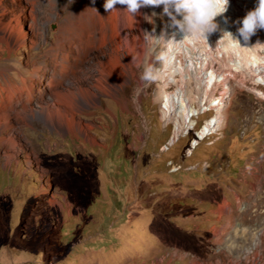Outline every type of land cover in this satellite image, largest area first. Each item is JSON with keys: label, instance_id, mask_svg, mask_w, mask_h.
Masks as SVG:
<instances>
[{"label": "rangeland", "instance_id": "374dc122", "mask_svg": "<svg viewBox=\"0 0 264 264\" xmlns=\"http://www.w3.org/2000/svg\"><path fill=\"white\" fill-rule=\"evenodd\" d=\"M60 3L65 18L80 1ZM60 21H47L42 45L0 40V102L9 84L32 81ZM156 22L141 63L106 82L80 129L0 120V264H264V99L252 90L264 85L245 79L224 128L200 135L211 108L175 137L160 81L140 80L147 66L166 68L151 50L169 23Z\"/></svg>", "mask_w": 264, "mask_h": 264}, {"label": "bare ground", "instance_id": "6f19581e", "mask_svg": "<svg viewBox=\"0 0 264 264\" xmlns=\"http://www.w3.org/2000/svg\"><path fill=\"white\" fill-rule=\"evenodd\" d=\"M79 1L72 16L64 18L66 3L61 5L60 0H0L2 41L11 40L16 45L17 42L25 44L29 40L31 47L42 45L46 39L47 21L52 17L61 20L55 43L43 51L40 61L32 64V81L29 83L22 76L23 84L16 90L12 89L11 84L8 85L6 96L0 102V120L5 125H9L14 117L28 122L40 116L54 127L80 129L82 122L78 119V113L86 107L97 105L100 92L107 91L106 82H121V66L141 63L150 39L145 38L146 32L155 36L151 25L157 20L168 21L169 24L165 25L166 30L163 31V34H167L166 39H162H165L163 47L151 50L155 56L166 57L165 61L156 63V66L166 67L157 69L160 92L156 97L160 98L159 103L163 106L165 123L175 125V137L182 135L194 121L191 129H195L199 115L203 113L198 111L200 106L215 110L214 116L203 125L205 128L201 136L224 128L230 102L234 100L237 89L246 85L245 79L264 82V29L258 30L247 45L241 42L239 47L229 34L222 36L223 31L236 35L238 25L233 22L254 9L256 0H230V7L225 13L229 22L225 24L223 18L217 17L223 31L209 35L208 42H190L189 37L182 39L183 34L169 26L170 20L163 14L162 5L143 7L133 17L120 5L111 13L105 12L104 0H97L95 5L91 0ZM121 13L124 14L122 19H114ZM23 20L29 21V31L23 30ZM146 22L149 25L144 29ZM133 29L141 33H129ZM154 39L151 38L152 41ZM122 49L127 51L124 57L120 51ZM215 54H223L224 57ZM226 69H231V72ZM252 88L264 99V92ZM34 103L39 104L37 110L32 106ZM87 126L92 128L91 124Z\"/></svg>", "mask_w": 264, "mask_h": 264}, {"label": "clouds", "instance_id": "9594fccd", "mask_svg": "<svg viewBox=\"0 0 264 264\" xmlns=\"http://www.w3.org/2000/svg\"><path fill=\"white\" fill-rule=\"evenodd\" d=\"M91 2L95 5L96 0H91ZM117 5L124 6L123 9L133 17L138 15L143 7L162 5L163 14L170 20L169 26L174 28L176 32L182 33V39L189 37L190 42L200 40L208 42L209 35L221 30L217 17L223 18L225 24L229 22L225 13L230 7V0H104L103 8L105 12L111 13L117 9ZM233 23L238 25L236 35L221 30L223 31L222 36L225 33L229 34L237 47L241 46V42L247 45L258 30L264 29V0H256L254 9ZM152 37L156 36L146 32V39ZM155 60L161 63L166 60V57L157 55ZM159 78L158 70L151 65L145 67L140 76L145 87L156 82Z\"/></svg>", "mask_w": 264, "mask_h": 264}, {"label": "built area", "instance_id": "2783aa9c", "mask_svg": "<svg viewBox=\"0 0 264 264\" xmlns=\"http://www.w3.org/2000/svg\"><path fill=\"white\" fill-rule=\"evenodd\" d=\"M215 55L216 56H221V57L223 56V54H215ZM226 70L229 71V72H231V69H226ZM254 83L257 84V85H259V86L264 85V83H256V82H254ZM208 110L209 109H205L204 106H200L198 111L199 112H208Z\"/></svg>", "mask_w": 264, "mask_h": 264}]
</instances>
